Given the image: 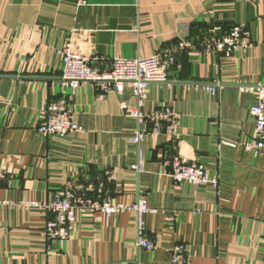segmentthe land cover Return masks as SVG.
Returning a JSON list of instances; mask_svg holds the SVG:
<instances>
[{
    "label": "crops",
    "instance_id": "1",
    "mask_svg": "<svg viewBox=\"0 0 264 264\" xmlns=\"http://www.w3.org/2000/svg\"><path fill=\"white\" fill-rule=\"evenodd\" d=\"M233 25L249 31L250 47L226 56L205 46ZM180 40L188 44L170 68L171 89L150 84L140 108L174 110L171 134L130 142L138 124L128 87L102 94L89 82L59 83L58 50L68 41L83 54L135 58ZM256 83L264 84V0H0V201L45 205L72 185L158 210L145 217L147 251L136 245L129 211L86 209L59 243L45 237L52 214L44 206H1L0 264H171L177 245L187 264H264V156L241 144L254 135V96L243 88ZM52 101L67 106L80 131H38ZM175 156L217 175L218 187L175 184Z\"/></svg>",
    "mask_w": 264,
    "mask_h": 264
},
{
    "label": "built area",
    "instance_id": "2",
    "mask_svg": "<svg viewBox=\"0 0 264 264\" xmlns=\"http://www.w3.org/2000/svg\"><path fill=\"white\" fill-rule=\"evenodd\" d=\"M187 44V41L180 40L177 46H172L167 50L164 49L146 57L105 58L93 53L83 54L68 41L58 50L62 62L59 83L75 89L89 82L99 88L102 94H106L111 90L121 92L125 87H128L136 103L128 114L138 124L133 131V135L129 138L130 142L138 144L148 132L171 134L177 125L178 114L174 110L163 106L145 114L140 111V108L147 99L150 84L164 85L171 89L173 81L169 77L170 68L176 61L177 53L185 49ZM250 45V33L240 25L231 26L218 39L209 37L205 41L206 47L223 52L226 56L247 49ZM198 86L199 84H195V87ZM205 86V89L215 93V86L206 84ZM243 90L254 96L249 108L254 121V135L248 140H243L241 144L251 156H264V84L244 85ZM121 107L126 108L127 105L122 103ZM146 121L151 124V130L143 127V123ZM80 130L81 126L73 119L67 106L61 101L49 103L44 112L43 121L38 125V131L43 135L64 137ZM170 163V177L175 184L185 182L195 186L211 185L214 188L219 185L218 176L212 174L201 164L191 163L180 156H175ZM132 168L138 170L139 167L133 165ZM94 190L98 198L90 196L85 189L68 185L57 189L54 192L53 199L45 205L36 200L27 199L17 202L11 200L0 201V207L8 205L29 209L44 206L52 214V218L44 223L45 237L59 243H65L69 238L71 229L77 223L79 215L86 209L93 212L99 211L104 217L129 211L134 213L135 216L137 247L152 251L154 243L145 236V217L149 214H155L158 211L157 208L148 206L143 199L127 203L116 202L101 189L95 188ZM171 264H187L183 246L177 245L173 248Z\"/></svg>",
    "mask_w": 264,
    "mask_h": 264
}]
</instances>
